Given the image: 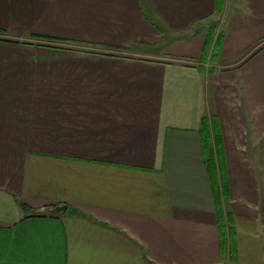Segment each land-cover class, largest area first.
<instances>
[{
    "label": "crops",
    "instance_id": "1",
    "mask_svg": "<svg viewBox=\"0 0 264 264\" xmlns=\"http://www.w3.org/2000/svg\"><path fill=\"white\" fill-rule=\"evenodd\" d=\"M229 11L206 72L216 0H0V264H264V0Z\"/></svg>",
    "mask_w": 264,
    "mask_h": 264
},
{
    "label": "rangeland",
    "instance_id": "2",
    "mask_svg": "<svg viewBox=\"0 0 264 264\" xmlns=\"http://www.w3.org/2000/svg\"><path fill=\"white\" fill-rule=\"evenodd\" d=\"M235 4V0H225L223 4L224 11H216L215 14L213 15L212 19H207L203 23V30L205 31V40L208 35L209 30H212L213 37L212 40L213 42L209 44L208 46H205L204 44V55L201 56L199 62L201 69L205 70L206 72H211L213 70H216V63L218 64L217 57H218V50L214 48L215 43L217 42L218 38L221 37L223 31H224V21L226 18V15L229 14L231 11V7ZM226 9V10H225ZM201 26V25H199ZM220 45V44H219ZM73 46V45H72ZM75 47V46H73ZM203 57H205L203 59ZM228 64H222V66H226Z\"/></svg>",
    "mask_w": 264,
    "mask_h": 264
},
{
    "label": "trees",
    "instance_id": "3",
    "mask_svg": "<svg viewBox=\"0 0 264 264\" xmlns=\"http://www.w3.org/2000/svg\"><path fill=\"white\" fill-rule=\"evenodd\" d=\"M224 2H225V0H216V11H222ZM222 36L223 35H221V37L218 38L217 42L215 43L216 45H214V48L217 50L221 45ZM212 37H213V33H212V30L210 29L208 32V35L206 37V40H205V46H208L209 44H211L213 42ZM204 53H205V51H203V55H204ZM204 58L205 57H203V59ZM202 129L204 132L203 144H204L205 150H209L213 153V150H214L213 142L211 139L210 132L208 131V121H207L206 117L202 119ZM207 166H208V169L211 170V172H215L216 168H215V162H214L213 156H211V158L207 161Z\"/></svg>",
    "mask_w": 264,
    "mask_h": 264
},
{
    "label": "water",
    "instance_id": "4",
    "mask_svg": "<svg viewBox=\"0 0 264 264\" xmlns=\"http://www.w3.org/2000/svg\"><path fill=\"white\" fill-rule=\"evenodd\" d=\"M51 211H55V212H65L67 210V207L65 205H59V206H55L50 208Z\"/></svg>",
    "mask_w": 264,
    "mask_h": 264
}]
</instances>
